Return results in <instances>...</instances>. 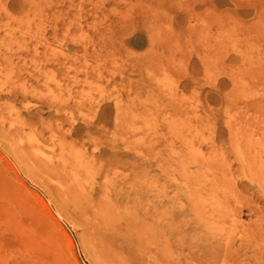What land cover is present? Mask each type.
<instances>
[{"label": "rangeland", "instance_id": "obj_1", "mask_svg": "<svg viewBox=\"0 0 264 264\" xmlns=\"http://www.w3.org/2000/svg\"><path fill=\"white\" fill-rule=\"evenodd\" d=\"M22 1L0 0V264L52 261L40 236L67 264H90L82 229L56 195L61 147L128 187L181 262L264 264V0H52L30 12L45 20L36 34L18 26ZM223 23L236 50L211 62L205 83L201 43L221 55ZM52 48L69 54L68 68L54 66ZM139 76L160 116L192 109L210 125L160 121L140 153V131L131 118L121 130L114 111L139 110L124 85Z\"/></svg>", "mask_w": 264, "mask_h": 264}, {"label": "bare ground", "instance_id": "obj_2", "mask_svg": "<svg viewBox=\"0 0 264 264\" xmlns=\"http://www.w3.org/2000/svg\"><path fill=\"white\" fill-rule=\"evenodd\" d=\"M52 0H23L25 7L17 20L20 22V26L24 33L36 34L41 27V20L39 14L33 19H30V12H39L40 8H44L46 5H50ZM223 23V26L217 28L216 39L220 44L221 55L218 52H212L211 56L208 54V47L205 42L201 43L202 53L200 63L202 65L201 74L205 79V83H210L213 79L210 74L216 68L211 62H217L218 58L224 60L228 56V49H235L236 36L234 33L224 34V28H227ZM34 30V31H32ZM79 37H86L83 30H79L76 34ZM200 41H205L203 38ZM90 40L84 39L81 49L86 55V48H88ZM36 43H40L36 40ZM180 46L179 44H177ZM55 49V48H54ZM54 49H51V55L56 56L54 66L58 67L61 63L63 68H68V55H58ZM94 50V48H93ZM241 57L248 65H251L250 60L251 52L248 49L242 50ZM37 53V52H36ZM51 62L52 63H54ZM98 61L95 69L101 72V64ZM108 64H113L114 61H108ZM251 65L250 67H253ZM79 69L86 70L81 65ZM151 75V73L149 72ZM46 82V81H45ZM44 82V83H45ZM58 87L63 90L64 88L59 84V81H54ZM124 82L127 88V97L136 102L139 110H132L129 106L120 108L115 104L114 111L117 119V126L124 131V124H128L131 127H137L135 131H140L137 135L139 137V152L142 149L153 146L154 134H156L157 126L165 124L172 128H177L180 124L187 121L186 126L191 127V122L197 126L210 125L206 123L204 118L197 115L194 110L184 112L179 108L175 109L173 114L168 117L166 115H159V111L150 102V90L147 83L143 78H125ZM162 84V89H168L170 92L172 88L170 85ZM120 85L119 88H122ZM236 89V86L233 87ZM92 91V90H91ZM193 100L190 98V101ZM132 105L133 102H132ZM153 107V108H152ZM191 112V117H189ZM125 114V115H124ZM134 123V125H132ZM138 123V124H137ZM145 127H139L140 124ZM40 132H45L44 127H39ZM53 132L48 129L47 133ZM46 133V132H45ZM49 134V135H50ZM128 143V142H127ZM145 144V145H142ZM69 147H61L59 153L56 154V158L52 161L56 169L53 170L58 180L57 197L63 200V204L70 211L74 221L78 222L82 232L79 239L84 247V255L88 259L90 264H188V262H181L179 256L177 257L169 240L163 235L160 236L157 233L156 226L150 223L145 213L140 208L133 204L130 199L128 187L124 184H116L113 176H100L101 166L99 163H95L93 160H89L86 155L80 154L76 149H67ZM125 148H130L129 145H125ZM134 150V149H133ZM136 151V150H135ZM148 152V151H147ZM90 162L92 164L86 166L84 162ZM97 164V166H96ZM96 166L97 169L94 167ZM87 173H89L87 175ZM98 175V178L96 177ZM100 176V177H99ZM92 178V179H91ZM114 181H113V180ZM74 199V201H72ZM74 202V203H73ZM203 206L202 204H200ZM195 209L201 210L193 204ZM199 212V211H198ZM201 213V212H199ZM46 227L43 232L49 231ZM42 238V239H41ZM49 238V237H48ZM47 238V239H48ZM39 240H44L43 246L51 252L52 261L46 264H67L63 257L59 256V251L53 253V248L48 241L45 240V236H40ZM32 249L27 250V253H31ZM46 253L45 251L42 253Z\"/></svg>", "mask_w": 264, "mask_h": 264}]
</instances>
